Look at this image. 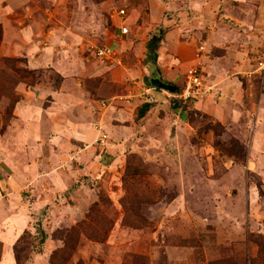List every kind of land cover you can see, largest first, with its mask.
I'll use <instances>...</instances> for the list:
<instances>
[{
  "label": "rangeland",
  "instance_id": "obj_1",
  "mask_svg": "<svg viewBox=\"0 0 264 264\" xmlns=\"http://www.w3.org/2000/svg\"><path fill=\"white\" fill-rule=\"evenodd\" d=\"M15 2L32 11V49L60 48L64 69L90 98L65 111V127L88 119L96 134L77 142L66 129L41 139L33 157L38 146L27 144L22 173L0 153V264L11 263L9 248L18 264L15 247L20 264H264V78L248 76L264 49V0ZM161 31L152 69L147 44ZM103 45L120 64L95 57ZM19 55L0 58V134L12 122L15 86L61 82ZM198 55L204 92L176 102L150 89L154 106L139 117L151 78L169 81L166 71L176 69L171 82L182 89ZM230 79L243 101L224 100ZM80 149L92 159H80Z\"/></svg>",
  "mask_w": 264,
  "mask_h": 264
},
{
  "label": "crops",
  "instance_id": "obj_2",
  "mask_svg": "<svg viewBox=\"0 0 264 264\" xmlns=\"http://www.w3.org/2000/svg\"><path fill=\"white\" fill-rule=\"evenodd\" d=\"M19 11H23L22 15L25 16L24 19L19 17ZM26 15L32 16L31 9L26 8V5L17 4L15 0H0V24L3 27L0 58H14L20 54L19 56L27 60V67L33 70L51 68L61 76V82L58 86L44 85L42 83L29 86L21 83L14 88L16 94H18V98L13 108V118L12 122L10 121L11 125L3 134H0V153L3 156H8L7 159L13 162L15 169L20 173H22L24 165L28 164V159H23L24 155L27 153V144L32 145L33 150V147L38 146L40 140L43 138L47 140L60 139V134H63L66 129L68 133L73 136L74 140L77 139V142H88L89 138L96 134L94 127L88 119H83L78 122L71 120L72 127H65V111L74 107L76 108L77 103L80 101L89 103L90 98L82 89H80L81 91L78 89V83L74 82L76 81L75 78L70 76L64 69L63 62L60 58V48L45 47L42 48L44 50H40L39 52L37 47H35L36 49H32V37L28 33H31V29L28 28L31 20H29ZM18 23H20L23 28L19 31H13V28H17ZM60 42L61 41H59V43ZM55 43L57 42L55 41ZM21 47L23 51L19 53V48ZM160 61L161 59H159L160 66L166 69L169 68L166 63V58ZM244 65V68L248 67V64ZM176 72V69H168L166 71V79H169V81L166 82L172 83L171 80H173L177 83L180 76ZM215 72L217 73V69ZM142 73L146 75V72ZM113 76L115 82H121V77H118V73L115 74L113 72ZM216 81L217 79L214 83H216ZM150 89L152 90L154 87ZM80 92L84 94L80 96ZM222 93L223 95L225 94L224 100L231 103L241 102L244 99L243 88L234 79H230L222 85ZM263 112L264 106L260 114ZM262 138H264V135L262 137L260 133L257 134V140H262ZM39 148L38 146L35 151H32V157L38 154ZM78 156L84 161L92 159L90 153L83 151V149L79 150ZM15 179V185H18L19 179H17V177H15ZM7 251L8 259H10L8 261L12 264V253L10 248Z\"/></svg>",
  "mask_w": 264,
  "mask_h": 264
},
{
  "label": "built area",
  "instance_id": "obj_3",
  "mask_svg": "<svg viewBox=\"0 0 264 264\" xmlns=\"http://www.w3.org/2000/svg\"><path fill=\"white\" fill-rule=\"evenodd\" d=\"M116 15L120 20L118 29L122 35L130 32L129 27L124 23L125 17L127 16V10L120 8L116 11ZM94 55L96 58L109 63H121L118 58V53L115 48L110 45L96 46L94 48ZM197 62L193 66L189 67L184 75L182 89L172 94L176 100L186 101L188 99L201 95L205 90L204 73L202 67V60L200 55L197 56ZM258 73L260 77L264 78V49L261 51L260 56L257 60V65L253 71L248 72V76L251 77L253 74ZM150 88L146 90V101H152V95L149 93ZM132 93H129L122 97H127ZM121 98V97H120ZM115 100V99H114ZM106 139L105 135H102L100 140L104 142Z\"/></svg>",
  "mask_w": 264,
  "mask_h": 264
},
{
  "label": "trees",
  "instance_id": "obj_4",
  "mask_svg": "<svg viewBox=\"0 0 264 264\" xmlns=\"http://www.w3.org/2000/svg\"><path fill=\"white\" fill-rule=\"evenodd\" d=\"M163 37H164V33L161 31V32H158V33H154L152 35V37L150 38L148 44H147V59H148V62L151 63L153 66H152V69H155L157 65V62H158V49L160 47V42H162L163 40ZM158 68V67H157ZM151 85V83H150ZM151 87H153L151 85ZM159 90V89H158ZM181 90V89H179ZM178 90V91H179ZM176 102H180L179 100H176L174 99ZM154 106V103H151V102H148V101H145L140 107H139V111H138V116L139 117H144L145 114ZM46 238V234L43 233V237H42V242L45 240ZM15 255H16V260H17V263L20 264L21 263V259H20V256H19V250H17V248L15 247Z\"/></svg>",
  "mask_w": 264,
  "mask_h": 264
},
{
  "label": "water",
  "instance_id": "obj_5",
  "mask_svg": "<svg viewBox=\"0 0 264 264\" xmlns=\"http://www.w3.org/2000/svg\"><path fill=\"white\" fill-rule=\"evenodd\" d=\"M150 83L154 88L167 90L171 93H176L178 90V86L176 84L165 82L160 76L152 77Z\"/></svg>",
  "mask_w": 264,
  "mask_h": 264
},
{
  "label": "flooded vegetation",
  "instance_id": "obj_6",
  "mask_svg": "<svg viewBox=\"0 0 264 264\" xmlns=\"http://www.w3.org/2000/svg\"><path fill=\"white\" fill-rule=\"evenodd\" d=\"M154 77H157V75H154Z\"/></svg>",
  "mask_w": 264,
  "mask_h": 264
}]
</instances>
